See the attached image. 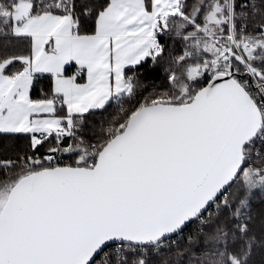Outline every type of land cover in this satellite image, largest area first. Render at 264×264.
<instances>
[{"label":"snow or ice","instance_id":"1","mask_svg":"<svg viewBox=\"0 0 264 264\" xmlns=\"http://www.w3.org/2000/svg\"><path fill=\"white\" fill-rule=\"evenodd\" d=\"M0 264H264V0H0Z\"/></svg>","mask_w":264,"mask_h":264}]
</instances>
